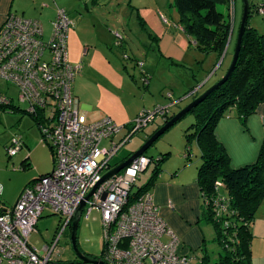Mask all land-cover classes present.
I'll return each mask as SVG.
<instances>
[{"label":"built area","instance_id":"2783aa9c","mask_svg":"<svg viewBox=\"0 0 264 264\" xmlns=\"http://www.w3.org/2000/svg\"><path fill=\"white\" fill-rule=\"evenodd\" d=\"M257 13L264 14V4ZM51 24L48 40L40 21L16 14H9L0 28V80L17 89L23 112L37 125L43 143L50 145L54 161L52 172L27 186L14 205L0 199V264L56 262L58 244L72 226L79 205L116 167L111 166L112 159L133 135L157 119L164 120L170 112L169 107L160 106L143 110L128 128L109 117L82 123L79 100L73 92L81 65H72L68 57L71 22L63 9H57ZM13 106V98L0 95V108L13 112ZM123 129L128 130L127 135L114 142ZM104 141L109 145L102 147ZM23 147L22 138L15 137L6 153L13 158ZM150 164V158L138 156L101 183L86 203V218L97 208L101 212L106 264H194L195 258L179 254L180 241L160 216L150 191L135 190ZM46 210L59 216L63 224L41 255L29 238Z\"/></svg>","mask_w":264,"mask_h":264},{"label":"rangeland","instance_id":"374dc122","mask_svg":"<svg viewBox=\"0 0 264 264\" xmlns=\"http://www.w3.org/2000/svg\"><path fill=\"white\" fill-rule=\"evenodd\" d=\"M43 3L48 5L40 17L44 26L45 40L51 36V23L56 17V10L60 8L65 11L71 22L69 43L67 40L69 46L71 42L78 44L79 40L83 39L90 42L96 40L102 43L110 40H112L110 43H113L114 40V43L119 45L116 47H113V44L106 46V48L116 50L120 56L119 61H113L112 70L109 67L106 68V57L101 53V50H99L100 57L98 60L94 59L93 64L91 63L92 66L87 68L86 61L79 63L78 65L82 66V70L87 68V71L83 80H80L79 73L77 74L73 88L76 87L77 92L86 97L85 101L94 107V113H105L106 116L108 111L120 112L122 115H126L124 118L129 117L128 115H131L135 106L143 100L149 104L150 109L148 111H153L159 105L160 107H169L171 116H175L204 94L211 83L216 84L224 78L233 59L243 13V0H236L235 5L237 4L238 10L236 36L227 56L222 61L223 65H219L221 60L218 61L217 56L212 61L213 54L209 55L211 57L205 58L201 53H194L192 50L186 59L180 60L167 56L157 49L156 51L160 52L157 59L154 60L155 67L152 72L147 74L148 78L143 79L145 75L142 73L140 65L144 62L145 54L149 52V42L144 41L146 38L144 23L139 19L137 11L129 6L128 0H46ZM41 5L42 3L39 4V6ZM168 8L171 9L170 4ZM218 9L226 13L225 7L219 6ZM229 14V20L232 23L235 19L236 10L232 8ZM254 14L252 20L256 17L258 20H262L261 17ZM73 34L77 36L74 37L75 39H72ZM144 80L151 85L146 86ZM0 95L13 98L15 107L22 110L25 108L18 102L17 89L1 80ZM202 111L206 112L205 107L198 108L194 113H189L162 134L144 153L146 157L152 160L164 157L159 175L178 174L182 170L195 168L196 162L199 169L201 166L200 150L192 134L195 131L193 125L196 123V114ZM81 120L85 122L84 124H91L89 120H84L82 115ZM133 120L118 122V126L123 127L124 123L130 124ZM234 121L239 123V127L233 125ZM163 123V119H157L153 124L134 135L112 159L111 166L115 167L121 164L122 161L129 159L140 150L150 139L146 140L147 135L152 133L154 129L161 127ZM218 128L222 130V136L226 137L221 143H224L223 145L231 158L232 168H242L257 161L261 148V146L258 147V144L264 134V121L261 114L250 116L244 125L238 119L236 110L230 108L217 122L215 133ZM127 133L128 130L123 129L113 138L114 142L123 139ZM189 136L192 156L190 160H187L185 153L188 145L187 137ZM15 137H21L26 147L18 154L17 158L9 161L6 147ZM41 142L43 143L41 134L30 116L21 112L12 114L8 110L0 109V186L2 187L0 199L6 205L12 206L16 203L22 193H18L19 188L27 181V178L37 172V169L39 171L44 169L46 171L44 174L52 172L54 168L53 157L49 147L47 145H45L47 147H43ZM108 145L109 142L107 141L102 143V147ZM28 155V165L22 166V159ZM155 164L153 162L140 175L135 190L150 183L149 181L155 175ZM61 224H63V220L59 216L46 210L37 223L36 232L29 238L30 245L36 247L43 255L44 247L53 243ZM253 230L257 233H254L256 238L253 240L255 246L253 264H264V256L261 255L259 249L260 246H264V201L256 213ZM204 233L208 256L207 264H216L221 254V248L216 242V232L213 225L205 224ZM77 243L84 254L98 259L103 258V229L99 208L92 211L88 218H86V210H84L77 230ZM57 249L59 251L56 256L57 261L50 264H82L75 262L76 256L71 246V226L65 231ZM199 258L196 259L195 257L194 264H205L202 261V256Z\"/></svg>","mask_w":264,"mask_h":264},{"label":"trees","instance_id":"16d2710c","mask_svg":"<svg viewBox=\"0 0 264 264\" xmlns=\"http://www.w3.org/2000/svg\"><path fill=\"white\" fill-rule=\"evenodd\" d=\"M233 1L174 0L184 32L202 55L215 54L218 61L225 52V57L227 56L233 34L229 20ZM219 6L225 7L226 13L221 12ZM254 12V5L250 4L241 51L231 77L191 112L194 113L201 107H205L206 111L196 114L192 136L200 150L201 166L197 181L201 191L202 219L213 225L216 242L221 248L216 264H253V224L264 201V140L254 164L232 168L231 158L215 133L217 122L227 109L234 108L238 119L245 125L246 120L264 103V33H259L250 26ZM12 108V114L24 113V109L15 106ZM172 118L173 116L167 115L163 125ZM128 126L129 124L124 125L126 128ZM187 139L185 158L190 160V136ZM45 145L51 150L49 144ZM163 160L164 157L152 160V163H156L155 175L149 184L138 189L149 191V187L160 176L159 169ZM217 183L222 186H217ZM203 250L202 261L207 264L206 248Z\"/></svg>","mask_w":264,"mask_h":264},{"label":"crops","instance_id":"0c3cea01","mask_svg":"<svg viewBox=\"0 0 264 264\" xmlns=\"http://www.w3.org/2000/svg\"><path fill=\"white\" fill-rule=\"evenodd\" d=\"M44 1L46 0H0V28L2 27L6 17L9 14H16L24 18L35 19L40 21V17L42 16L45 8H48V5L43 3ZM249 1L250 4L254 5V10H255L254 13L259 17H261L262 19V20H258L257 19L258 17L253 18V20L250 19L251 20L250 26L256 29L259 33H264V14L263 15L258 14L256 11L259 8V6L264 4V0H249ZM128 2H129V6H132L137 11V15L139 19L144 23V28L146 33V38L144 39V41H146V43L149 42L148 43L150 48L149 52L145 54L144 62L141 63L140 65L141 71L145 75L143 79L148 78L147 74L152 72L153 68L155 67L154 60L157 59L158 53L160 51L166 54L167 56H171L172 58H179L180 60L186 59L187 55L189 53L191 54L192 50H194L193 51L194 53H200L195 49L194 42L190 37L186 35V33L183 30V27L180 25L179 14L176 8L174 7V0L173 1L172 0H128ZM41 3L42 5L39 6V4ZM235 3L236 0L233 1V6H232L233 10H236V14H235V19L232 21L233 34L231 37L230 45L228 47V52L236 36V29H237L236 17L238 10H237V4L235 5ZM169 4L171 5V9L168 8ZM70 36H71V31L69 30L68 39L70 38ZM75 36L76 35L73 34L72 39ZM111 41L112 40L107 42L105 41V43H102L96 40L95 42L94 41L90 42L86 39L85 40L83 39V40H79L78 44L71 42L70 46L69 44H67L69 62L72 65H78L79 63L86 61L88 68L92 66L91 63L93 64L94 59L98 60V58L100 57L99 50H101V53L106 57V68L109 67V69L112 70L113 61H119L120 56L116 50L111 48H106V46H108L109 44H113V47H116L117 44L114 43V40L113 43H110ZM106 49L108 52L106 51ZM157 49L160 51L157 52L156 51ZM209 55L207 56L203 55V57L205 58L211 57ZM215 57L216 55L213 54L211 58L212 61H214ZM87 68H83L82 70V66H81V71L78 74L80 80L84 79ZM145 85L150 86L151 83L148 84V82H145ZM213 85L214 83H211L208 88H210ZM107 87L108 86L106 85V88ZM73 92L74 95L79 100L80 120L82 115L83 119L89 120L91 124L97 122L102 118L109 117L118 125V122L123 123L127 120L135 119L140 112H142L143 110L148 111V109H150L149 104H147L146 101L143 100L142 102H140L138 105L135 106L131 115H128L129 117L127 118H124L126 117L125 114L122 115V113L120 112L112 113L110 111L106 112V116H105V113H100V114L94 113L95 110L94 107L89 105L85 101L86 97L79 94V92H77L76 90V87L73 88ZM258 114H261L262 119L264 121V103H262V105L258 108L257 112L254 115H258ZM169 115H171L170 112ZM257 118L259 119V117ZM81 122L85 123L83 122V120H81ZM124 125L127 124L124 123ZM219 125L221 124L219 123ZM233 125H235V127H239V123L237 121H234ZM158 128L154 129L152 133L148 134L146 140L151 138V136L156 132ZM219 128L218 131L216 132V137L220 142H222L223 139L226 137L222 136V130H220ZM263 140H264V134L262 136V139L259 141L258 147L262 145ZM41 144L43 147H47L42 142ZM25 147L26 145L24 144L23 149ZM18 154L15 156L16 158ZM51 156H52V152H51ZM13 158L8 157V160L10 161ZM28 161H29V155L22 159L21 161L22 166H24V163L28 164ZM198 166L199 165L196 162L195 168L193 167L194 170H192L193 168L185 171L182 170L181 172H179L178 174L176 173L175 175L162 174L160 175L161 177L160 176L157 177L156 181L155 182L153 181L154 184L149 187V191L153 195L154 203L160 209V216L164 219V221L168 224V226L172 229V231L175 233V235L178 237L180 241L178 248L179 254L194 258L196 257V259L197 258L200 259L199 257L201 256L203 257V253H204L203 249L206 248L204 226L205 224H209L202 219L203 210H202L201 191L197 181V174H196ZM36 171L37 172L34 175H31L29 178H27V181L22 184V186L19 188L18 193L19 192L21 193L24 188L32 184V182L37 180L40 176L46 175L44 174L46 172L44 169H41L40 171L37 169ZM185 173H189V174H185ZM151 180L149 182H151ZM259 249L261 255L264 256V246H260ZM252 251L255 252L254 245L252 246ZM75 262L78 263L79 261L75 259Z\"/></svg>","mask_w":264,"mask_h":264},{"label":"water","instance_id":"95a60500","mask_svg":"<svg viewBox=\"0 0 264 264\" xmlns=\"http://www.w3.org/2000/svg\"><path fill=\"white\" fill-rule=\"evenodd\" d=\"M250 13V1L249 0H243V13L241 18V23L239 26L236 44H235V50L233 54V59L231 62V65L224 76L218 83L210 87L204 94H202L200 97L196 98L191 104H189L185 109H183L180 113L173 116L172 119H170L164 126H162L145 144L142 146L140 150H138L135 154H133L129 159L125 160L115 168H113L110 172H108L103 178L101 183L107 181L111 177L117 175L119 172H121L123 169L128 167L130 163L137 158L138 156L144 155V153L154 144V142L162 135L164 134L169 128H171L173 125H175L177 122H179L181 119H183L185 116H187L189 113L195 110L201 103H203L212 93H214L216 90H218L223 84H225L228 79L231 77L232 73L235 70L236 63L239 58V54L242 47V41L244 32L248 23ZM226 53V52H225ZM225 53L223 54L221 61L219 62V65H221ZM99 183L86 197L85 200L79 205L77 211L75 212L73 216V223L71 226V246L72 250L76 256V259L82 263V264H106L103 259H98L91 257L90 255L84 254L78 247L77 243V230L79 226V222L81 219V216L83 214L84 208L86 206V203L92 198L96 188L101 184Z\"/></svg>","mask_w":264,"mask_h":264},{"label":"flooded vegetation","instance_id":"af4514ba","mask_svg":"<svg viewBox=\"0 0 264 264\" xmlns=\"http://www.w3.org/2000/svg\"><path fill=\"white\" fill-rule=\"evenodd\" d=\"M78 247H79V245H78ZM79 249L81 250V248L79 247ZM82 251V250H81ZM83 252V251H82Z\"/></svg>","mask_w":264,"mask_h":264}]
</instances>
